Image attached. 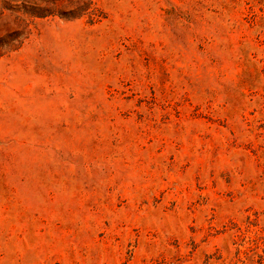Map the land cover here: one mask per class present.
Instances as JSON below:
<instances>
[{
    "label": "rangeland",
    "instance_id": "rangeland-1",
    "mask_svg": "<svg viewBox=\"0 0 264 264\" xmlns=\"http://www.w3.org/2000/svg\"><path fill=\"white\" fill-rule=\"evenodd\" d=\"M0 264H264V0H0Z\"/></svg>",
    "mask_w": 264,
    "mask_h": 264
}]
</instances>
